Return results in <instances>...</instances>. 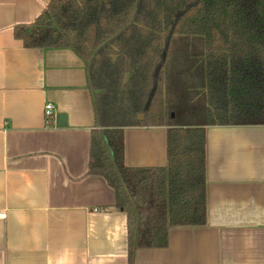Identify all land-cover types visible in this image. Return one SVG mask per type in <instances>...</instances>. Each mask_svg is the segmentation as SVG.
Returning <instances> with one entry per match:
<instances>
[{"label":"crops","instance_id":"0c3cea01","mask_svg":"<svg viewBox=\"0 0 264 264\" xmlns=\"http://www.w3.org/2000/svg\"><path fill=\"white\" fill-rule=\"evenodd\" d=\"M51 1L0 0V264H131L127 215L89 175L84 61L15 38ZM125 163L167 166V128L127 129ZM206 177L207 224L171 228L166 248L138 249L132 264H264V125L208 127Z\"/></svg>","mask_w":264,"mask_h":264},{"label":"trees","instance_id":"16d2710c","mask_svg":"<svg viewBox=\"0 0 264 264\" xmlns=\"http://www.w3.org/2000/svg\"><path fill=\"white\" fill-rule=\"evenodd\" d=\"M15 38L84 61L89 175L127 215L131 264L171 228L207 224L206 129L264 125V0H52ZM139 127L167 128V166L126 165L125 131Z\"/></svg>","mask_w":264,"mask_h":264},{"label":"built area","instance_id":"2783aa9c","mask_svg":"<svg viewBox=\"0 0 264 264\" xmlns=\"http://www.w3.org/2000/svg\"><path fill=\"white\" fill-rule=\"evenodd\" d=\"M45 115L47 119H50L54 116V106L51 104H48L45 108ZM4 215H1V218L4 219Z\"/></svg>","mask_w":264,"mask_h":264},{"label":"water","instance_id":"95a60500","mask_svg":"<svg viewBox=\"0 0 264 264\" xmlns=\"http://www.w3.org/2000/svg\"><path fill=\"white\" fill-rule=\"evenodd\" d=\"M144 118H145V115H144V114H141V115L138 116V120H139V121H143ZM223 118H224V114H223L222 112H219V113L217 114V119H218V120H221V119H223ZM63 121H65V116H64V115H62V116L59 118V124L61 125V122H63ZM62 124H63V123H62Z\"/></svg>","mask_w":264,"mask_h":264}]
</instances>
